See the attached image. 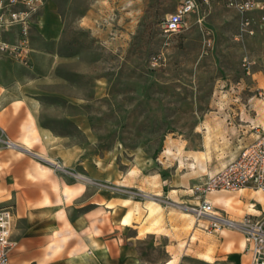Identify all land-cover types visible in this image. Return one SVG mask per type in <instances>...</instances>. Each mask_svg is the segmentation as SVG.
<instances>
[{
  "label": "rangeland",
  "instance_id": "rangeland-1",
  "mask_svg": "<svg viewBox=\"0 0 264 264\" xmlns=\"http://www.w3.org/2000/svg\"><path fill=\"white\" fill-rule=\"evenodd\" d=\"M180 1L48 0L28 31L27 57L0 59L17 73L19 95L36 100L38 127L72 150L67 157L77 165L66 168L69 176H96L99 188L111 191L127 181L134 199L162 205L178 214L170 221L183 223L196 204L170 194L188 188L198 196L193 188L222 168V154L205 147L223 111L236 97L264 98V30L256 10L254 35L237 37V12L214 4L189 15L179 32L165 33L163 22ZM50 15L59 33L46 39ZM175 177L191 181L182 186ZM180 243L179 263L196 264ZM146 249L148 257L155 253L153 243Z\"/></svg>",
  "mask_w": 264,
  "mask_h": 264
},
{
  "label": "crops",
  "instance_id": "crops-1",
  "mask_svg": "<svg viewBox=\"0 0 264 264\" xmlns=\"http://www.w3.org/2000/svg\"><path fill=\"white\" fill-rule=\"evenodd\" d=\"M57 21L51 15L46 18V39L59 33ZM5 33L4 39L11 42L19 30L12 28ZM5 62L0 59V128L16 146H0V206L14 208V245L9 252L12 264H180L175 252L178 242L180 246L188 244L197 263H249L245 237L237 229L224 226L216 230L211 217L197 219L194 213L182 214L187 222L170 221L171 216L178 220V214H170L162 205H143L130 195L127 181L111 191L100 189L96 176L89 177L91 182L69 176L66 168L77 165L67 157L71 149L38 127L36 100L19 95L17 73ZM236 99L234 106L223 111L218 132L210 133L209 146L205 147L206 152L223 156L217 172L264 131L258 128L261 124L264 127V98ZM153 181L156 184L159 180L154 177ZM172 181L187 186L191 180L175 177ZM175 191L172 197L193 204L205 197L215 213L232 220L248 213L260 214L264 205V192L251 187L195 197L188 188ZM149 243L154 244L155 253L148 257ZM159 244L165 245V251L157 248Z\"/></svg>",
  "mask_w": 264,
  "mask_h": 264
},
{
  "label": "built area",
  "instance_id": "built-area-1",
  "mask_svg": "<svg viewBox=\"0 0 264 264\" xmlns=\"http://www.w3.org/2000/svg\"><path fill=\"white\" fill-rule=\"evenodd\" d=\"M48 0H0V55L26 58L28 54V31L35 15L45 8ZM224 4L234 9L239 15V32L237 37L254 35V20L250 13L262 12L259 23L264 30V0H181L176 10L163 22V31L168 34L179 32L186 24L189 15L201 7ZM17 28L19 41L11 43L2 40V32ZM160 55L152 58L156 64ZM246 67L251 62L245 58ZM15 147L0 128V146ZM251 187L264 192V131L257 140L245 148L238 158L225 168L210 176L202 184L193 188L194 193L206 195L214 191H240ZM130 192V191H129ZM131 193V192H130ZM197 217L209 216L214 221L216 230L228 226L241 231L246 240V252L250 255L248 264H264V205L260 214H245L240 220H232L214 212L213 204L205 197L201 203L189 207ZM13 206H0V264H12L9 252L14 245L11 240Z\"/></svg>",
  "mask_w": 264,
  "mask_h": 264
},
{
  "label": "bare ground",
  "instance_id": "bare-ground-1",
  "mask_svg": "<svg viewBox=\"0 0 264 264\" xmlns=\"http://www.w3.org/2000/svg\"><path fill=\"white\" fill-rule=\"evenodd\" d=\"M78 176H81V175H78ZM198 204V203H197ZM190 210V208H188Z\"/></svg>",
  "mask_w": 264,
  "mask_h": 264
}]
</instances>
